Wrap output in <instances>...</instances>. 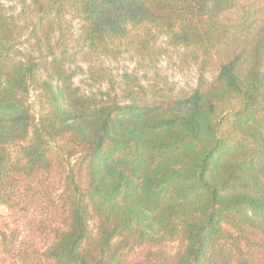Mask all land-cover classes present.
Segmentation results:
<instances>
[{
    "label": "trees",
    "instance_id": "trees-1",
    "mask_svg": "<svg viewBox=\"0 0 264 264\" xmlns=\"http://www.w3.org/2000/svg\"><path fill=\"white\" fill-rule=\"evenodd\" d=\"M31 8L26 29L0 0V264H264V17L242 0ZM157 37L219 74L186 95L76 86L78 56H150Z\"/></svg>",
    "mask_w": 264,
    "mask_h": 264
},
{
    "label": "rangeland",
    "instance_id": "rangeland-1",
    "mask_svg": "<svg viewBox=\"0 0 264 264\" xmlns=\"http://www.w3.org/2000/svg\"><path fill=\"white\" fill-rule=\"evenodd\" d=\"M247 7L253 6L258 19L264 17V0H242ZM9 15L15 17L20 27H32L34 15L31 0H3ZM239 13V12H238ZM238 13H231L236 18ZM67 42L70 48L77 49L80 25L78 22L67 24ZM44 43L38 44L30 39L28 33L23 38L21 51L24 56L40 57L45 53ZM152 52L145 57L135 48L123 46L117 56L87 60L78 56L74 68L77 69L75 84L83 93H110L112 97H121L126 77L133 78L144 86H155L159 91L174 94H191L201 79L212 82L221 69L223 59L212 57L205 59L189 50L174 46L166 37H157L151 44ZM91 69V70H90ZM92 71H97L96 77ZM100 72V73H99ZM100 74L102 76H100ZM6 214L0 207V220Z\"/></svg>",
    "mask_w": 264,
    "mask_h": 264
}]
</instances>
